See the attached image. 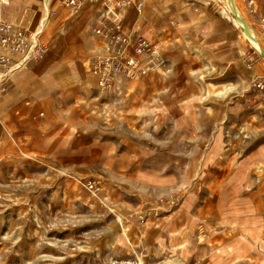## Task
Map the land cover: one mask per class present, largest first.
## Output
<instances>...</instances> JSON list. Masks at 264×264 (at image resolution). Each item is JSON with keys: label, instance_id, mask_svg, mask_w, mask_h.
Here are the masks:
<instances>
[{"label": "rangeland", "instance_id": "rangeland-1", "mask_svg": "<svg viewBox=\"0 0 264 264\" xmlns=\"http://www.w3.org/2000/svg\"><path fill=\"white\" fill-rule=\"evenodd\" d=\"M15 1L44 53L0 68V264H264V57L226 0L129 11L163 62L108 92L101 2L49 0L41 29L45 0ZM238 1L263 34L264 0Z\"/></svg>", "mask_w": 264, "mask_h": 264}, {"label": "built area", "instance_id": "built-area-1", "mask_svg": "<svg viewBox=\"0 0 264 264\" xmlns=\"http://www.w3.org/2000/svg\"><path fill=\"white\" fill-rule=\"evenodd\" d=\"M11 0H0V68L13 65L26 66L42 58L43 44L38 43L28 28L2 18L3 8ZM102 4L101 17L94 32L101 39V53L92 57L89 72L97 81L98 89L114 90L127 81L139 79L150 73L154 63L160 60L159 44L140 35V27H128L129 11L141 13L144 0H64L71 11H79L90 2ZM151 53V54H150ZM150 54L152 57H147ZM161 65V64H160ZM253 91L264 97V78L253 84ZM90 190H98L95 182L88 183ZM111 264H138L113 260Z\"/></svg>", "mask_w": 264, "mask_h": 264}, {"label": "bare ground", "instance_id": "bare-ground-1", "mask_svg": "<svg viewBox=\"0 0 264 264\" xmlns=\"http://www.w3.org/2000/svg\"><path fill=\"white\" fill-rule=\"evenodd\" d=\"M47 6H48V4H47ZM226 6H227L226 7L227 10L234 16L237 25L240 26V28L242 29L243 35L246 37V39H248L250 41V43L253 46H255L259 50L261 55L264 57V44H263L264 33L260 34L256 31V29L254 27H252V24H251V22L247 16V14L243 11V9L241 7L242 4H239L238 0H226ZM46 11H47V13H45L44 18L42 19L41 29L44 28V23L46 21H48L50 18V10L48 12V9H46ZM39 31L41 32V30H39ZM40 32H37L33 37L36 38V36ZM16 66L17 67L13 70H18L22 67L21 65L20 66L16 65Z\"/></svg>", "mask_w": 264, "mask_h": 264}, {"label": "crops", "instance_id": "crops-1", "mask_svg": "<svg viewBox=\"0 0 264 264\" xmlns=\"http://www.w3.org/2000/svg\"><path fill=\"white\" fill-rule=\"evenodd\" d=\"M48 1H49V0H45V2H46L47 4H48ZM47 4H46V6H47ZM46 6H45V13H47L46 9H48V12H49V7H48V6L46 7ZM6 7H7V8H6ZM6 7L3 8V11H2V13H1L2 18L5 19V20H7V21H9V22H11L12 20L16 22V20L18 19V16H19V12H20V9H19L20 7L18 6V3L15 1V2H13L9 7H8V6H6ZM98 12H100V8H97V9L94 11L95 14L98 13ZM9 13H10L11 21L8 20ZM45 13H44V15H45ZM85 14H87V15H85ZM129 14H130V15L126 16V18H127L128 20L132 19V17H133V16H132L133 13H129ZM92 16H93L92 8L87 7V10L85 11V13L83 12V14H82V16L80 17V19H81V20H84L85 22H87L88 19H89L90 17H92ZM13 21H12V22H13ZM85 22H84V23H85Z\"/></svg>", "mask_w": 264, "mask_h": 264}]
</instances>
